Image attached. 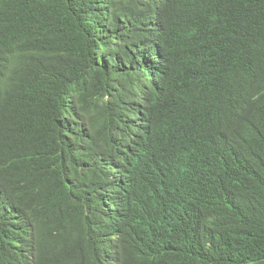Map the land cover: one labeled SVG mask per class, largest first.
I'll return each instance as SVG.
<instances>
[{
	"label": "trees",
	"instance_id": "obj_1",
	"mask_svg": "<svg viewBox=\"0 0 264 264\" xmlns=\"http://www.w3.org/2000/svg\"><path fill=\"white\" fill-rule=\"evenodd\" d=\"M23 262L264 264V0H0V264Z\"/></svg>",
	"mask_w": 264,
	"mask_h": 264
},
{
	"label": "clouds",
	"instance_id": "obj_2",
	"mask_svg": "<svg viewBox=\"0 0 264 264\" xmlns=\"http://www.w3.org/2000/svg\"><path fill=\"white\" fill-rule=\"evenodd\" d=\"M215 57H212L211 63H210V67L212 69L213 64L215 62ZM213 78L215 79L216 82L220 83V84H224L227 86L226 90L218 95L217 97H215V99L213 100L214 103L211 106H216L217 104H219L221 101H223L225 99V96L228 92H230L229 87H230V82H229V78L226 72V66H222L219 63L218 66V71L217 73L213 76ZM172 87H180L182 88L183 86H186L188 84L191 83V81L187 78V77H182L181 79H174L171 82ZM201 91L200 89H198L194 84H192L186 91L185 93L181 96H178V99L171 102L170 104H168L167 106V110L168 112H170L171 115H173L174 117V109H176V105L179 104L185 111H187L188 105H187V98L192 96V95H196L197 99L198 97L201 96ZM134 99H137L139 101H142L143 104H136L133 106H130L126 109H124L119 118V123L121 124H126L127 121H136V120H141L143 119V116L146 112V108L148 105V101L142 97H135ZM110 105L103 107L102 109H107ZM232 107V113L237 115V103L235 102L234 104L231 105ZM19 264H26V263H19Z\"/></svg>",
	"mask_w": 264,
	"mask_h": 264
}]
</instances>
